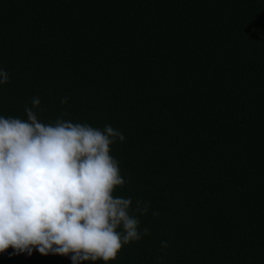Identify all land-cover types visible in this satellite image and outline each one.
Here are the masks:
<instances>
[{"label": "trees", "instance_id": "1", "mask_svg": "<svg viewBox=\"0 0 264 264\" xmlns=\"http://www.w3.org/2000/svg\"><path fill=\"white\" fill-rule=\"evenodd\" d=\"M0 67V115L39 96L54 120L68 96L71 119L123 132L119 192L161 215L110 264H264V0H0Z\"/></svg>", "mask_w": 264, "mask_h": 264}, {"label": "clouds", "instance_id": "2", "mask_svg": "<svg viewBox=\"0 0 264 264\" xmlns=\"http://www.w3.org/2000/svg\"><path fill=\"white\" fill-rule=\"evenodd\" d=\"M9 81L0 67V86ZM69 99L60 98L54 120L41 118L39 96L24 105L26 118L0 115V253L35 250L72 264H110L150 235L142 217L161 214L150 201L119 192L129 180L112 153L123 132L71 119L63 110ZM168 247L160 241L161 250Z\"/></svg>", "mask_w": 264, "mask_h": 264}]
</instances>
